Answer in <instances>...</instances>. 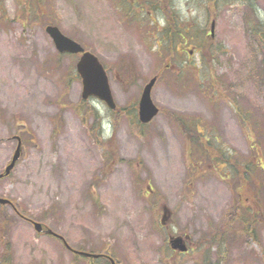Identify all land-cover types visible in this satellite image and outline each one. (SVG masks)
<instances>
[{
	"label": "rangeland",
	"instance_id": "rangeland-1",
	"mask_svg": "<svg viewBox=\"0 0 264 264\" xmlns=\"http://www.w3.org/2000/svg\"><path fill=\"white\" fill-rule=\"evenodd\" d=\"M262 16L264 0H0V174L15 138L23 145L0 180L15 208L0 206V261L264 264V190L242 184L238 164L255 148L264 167V45L250 28ZM48 26L100 59L117 110L82 99L79 56L59 54ZM154 78L161 112L138 129L121 110L138 109ZM170 114L201 121L203 134L192 142ZM208 141L234 154L235 178L212 168ZM241 205L251 236L229 220ZM27 219L102 257L78 258ZM217 228L230 230L223 255ZM173 236L190 237L187 253L170 248Z\"/></svg>",
	"mask_w": 264,
	"mask_h": 264
},
{
	"label": "water",
	"instance_id": "water-1",
	"mask_svg": "<svg viewBox=\"0 0 264 264\" xmlns=\"http://www.w3.org/2000/svg\"><path fill=\"white\" fill-rule=\"evenodd\" d=\"M214 25L215 24H213L212 32H214ZM46 31L53 39L55 46L60 53H69L72 55L82 54V57L77 64V71L82 78L84 87L82 98L84 100H88L90 97H95L105 102L110 109H116V103L112 94L108 75L99 59L94 54L86 52L80 44L63 35L57 27L48 26ZM156 82L157 78L152 79L143 90L139 108V117L142 124L150 123L159 114V109L152 100V91ZM18 141V147L12 162L9 164V166H7L4 174L0 175V180L8 177L11 174L17 162L21 158L22 141L19 138ZM11 204L12 203L10 200L0 197V205L6 206ZM32 225L39 234L47 233L48 235L58 236L52 230H45L43 225L40 223L32 222ZM171 247L173 250L180 252H187L188 250L184 244L183 238L181 237L172 240ZM76 253L85 257H99L98 255H93L90 253ZM111 264H116V262L111 259Z\"/></svg>",
	"mask_w": 264,
	"mask_h": 264
},
{
	"label": "trees",
	"instance_id": "trees-1",
	"mask_svg": "<svg viewBox=\"0 0 264 264\" xmlns=\"http://www.w3.org/2000/svg\"><path fill=\"white\" fill-rule=\"evenodd\" d=\"M162 6L164 8H168L169 4L168 6H166L165 4H162ZM168 20L172 21L173 19L169 17ZM175 28L176 27L171 28L172 34L174 32H177V31H174ZM250 28L254 34L261 37V42L264 45V22L258 21L256 24L252 23V25H250ZM172 34L170 36L172 40V44L173 43L175 44V38L172 36ZM202 52H203V49H202ZM184 70L188 71L189 69L185 67L183 71ZM123 111L127 113L128 115L132 116L133 121L135 122L136 127L138 129L145 128L144 125L138 122V118L136 115L137 108L135 106L122 109L121 112L123 113ZM170 117L173 120V122L177 123L182 128V131L186 134V137L190 139L192 142L197 140L200 137V135L203 134V132L201 131V127H202L201 121L196 120V121L190 122V121L184 120L185 117H178V115L173 116L171 114H170ZM214 140L219 144V140L216 137L214 138ZM212 149H214V152L212 153H214V157H216V158L213 157L211 160L212 168L218 172H229L227 173L228 176L222 177L223 179L235 178L237 171L233 163L234 154L229 149H227L228 152H226V151L219 149L217 146L215 147L214 145L210 143V141L206 143L205 149L202 150V154L206 155L207 153H211ZM253 151L254 153H252V155H250L249 157L245 159L242 158L241 162L238 163L239 166H243L244 168V172H243L244 174L242 176V184L243 183L247 184L249 187L256 186L257 188L264 190V167L261 161L258 159L259 153H257L255 148ZM205 157L209 158L208 155H206ZM238 170H240L239 167H238ZM228 215H230L229 220L237 221L238 223L242 225V229H241L242 235L251 236L253 232L256 233V231H254V228L257 225L256 221L251 220V218H248L249 216L252 215V210L250 208H247V211L245 212L243 211L242 205L238 207H234L233 212H229ZM213 236L214 238L212 240L213 241L212 245H214V247H218L216 251H218L219 253H221V255H223L224 253L222 252H225V249L227 247V238L230 236V230L226 229L224 232H222V228H217ZM5 249H6L5 250L6 253H4L3 257L5 256V254H10L9 245H6ZM8 257L9 256H5L6 261L1 260L3 264H9V261L7 260L9 259ZM77 257L80 258L79 255H77ZM203 264H210L209 257L205 259Z\"/></svg>",
	"mask_w": 264,
	"mask_h": 264
},
{
	"label": "flooded vegetation",
	"instance_id": "flooded-vegetation-1",
	"mask_svg": "<svg viewBox=\"0 0 264 264\" xmlns=\"http://www.w3.org/2000/svg\"><path fill=\"white\" fill-rule=\"evenodd\" d=\"M137 4L140 5V3L138 1H137ZM191 54H192V52H191ZM186 244L189 245V241L187 242V240H186Z\"/></svg>",
	"mask_w": 264,
	"mask_h": 264
},
{
	"label": "clouds",
	"instance_id": "clouds-1",
	"mask_svg": "<svg viewBox=\"0 0 264 264\" xmlns=\"http://www.w3.org/2000/svg\"><path fill=\"white\" fill-rule=\"evenodd\" d=\"M261 18L264 19V16H262Z\"/></svg>",
	"mask_w": 264,
	"mask_h": 264
}]
</instances>
